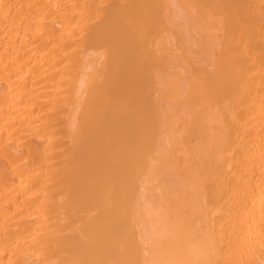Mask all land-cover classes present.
Masks as SVG:
<instances>
[{
    "label": "bare ground",
    "instance_id": "1",
    "mask_svg": "<svg viewBox=\"0 0 264 264\" xmlns=\"http://www.w3.org/2000/svg\"><path fill=\"white\" fill-rule=\"evenodd\" d=\"M0 264H264V0H0Z\"/></svg>",
    "mask_w": 264,
    "mask_h": 264
}]
</instances>
